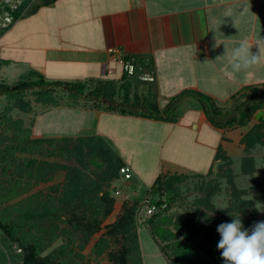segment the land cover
I'll list each match as a JSON object with an SVG mask.
<instances>
[{"label":"crops","instance_id":"crops-1","mask_svg":"<svg viewBox=\"0 0 264 264\" xmlns=\"http://www.w3.org/2000/svg\"><path fill=\"white\" fill-rule=\"evenodd\" d=\"M35 3L30 0L0 34V59L6 61L0 76L7 79L36 70L47 80L122 82L119 50L150 61L146 70L155 73L160 110L188 89L230 108L249 87L264 85V0H55L32 9ZM244 42L260 62L234 71L233 50ZM147 85H141L143 96ZM38 108L32 113L34 137L99 135L147 187L162 175L207 174L218 163V147L233 161L241 158V138L250 126L213 125L193 97L174 118L84 100ZM145 230L144 264H170Z\"/></svg>","mask_w":264,"mask_h":264},{"label":"trees","instance_id":"trees-1","mask_svg":"<svg viewBox=\"0 0 264 264\" xmlns=\"http://www.w3.org/2000/svg\"><path fill=\"white\" fill-rule=\"evenodd\" d=\"M29 1L26 0L20 9ZM53 1L55 0H36L32 9ZM124 57H132L134 61L140 63L144 71L150 65V61L147 62L145 57L132 56L127 53H124ZM5 62L0 59V65ZM139 73L141 70L136 69V74L133 76L124 74L122 82L115 80L63 81L47 80L38 71L29 70L13 82H0V97L12 100L29 93L35 95L44 105L57 106L63 104L60 97L56 95L60 90L65 93L68 104L78 105L84 100L103 108L116 109L121 112L130 111L157 118L166 117L169 113L174 115L170 118H174L180 112L185 100L193 97L202 105L208 120L220 128L247 126L254 114L264 109L263 85L261 88L259 86L249 87V92L241 94L244 98L236 101L230 108H225L203 92L188 89L174 95L166 107L160 110L154 102V82L140 79ZM146 83H148L146 86L148 94L143 96L140 88ZM121 90L123 91L122 97L119 95ZM18 107L24 112L32 111V107L28 104H18ZM10 110V105H7L4 110L0 109L1 137H11L1 149L0 160V169L3 174V179L0 180V234L6 238L5 245L0 248V264H79L76 257L84 256L81 250L102 229L104 231L90 247L91 254L105 255L112 264H144L138 230L140 224L136 220V199L124 201L116 219L103 224V221L114 210L115 204L112 190L110 191L106 186L113 177L119 176L120 167L125 165L119 154L99 135L34 137L32 128L25 126L23 119L12 118L9 115ZM7 133L8 135H5ZM241 142L244 145V154L240 159L241 172L252 177L256 198L264 202V176L255 175L256 157L254 155V149L257 146L264 147L263 117L258 118L249 126ZM97 154L107 165L104 169H98V174L91 169L90 165H87L89 160L83 161L92 160L91 158ZM33 156H38V159ZM215 157L219 164L220 176L226 177L228 183L234 185L232 158L222 147H218ZM55 158L77 159L79 166L74 169L80 176L77 174L74 179L66 176V181L61 186L50 185L57 195H52V200L41 202L44 208L41 212L43 218L48 217L51 212H56V218L64 224L63 230L66 236V241L59 245L57 253L42 255L43 250L56 235H48L49 237L45 238L44 234L32 232L31 227L38 228L40 224L38 225L37 217H31L28 214L29 210L26 212L24 209L29 206L23 207L21 203H18L19 206L13 210L11 206L1 208V205L4 201L28 190V186L22 184V180H25L21 178L24 172L30 177L41 178L44 181L52 180L57 168L66 167L65 164L55 163L53 161ZM50 171L51 173L48 174ZM185 176L184 174L161 176L152 185L153 194L158 191L165 192L168 200L172 201L173 198L179 196L176 180L179 181ZM216 190L215 179L210 178L201 183L198 191L202 192V196L204 193V196L196 197L199 206H204L210 212H216L210 202ZM234 193L237 194L235 200L231 201L226 208L218 211L219 215H206L205 219L210 223L214 221L221 224L231 222L233 218L239 216L244 228L251 230L252 226L256 222L263 221V218L253 217L256 209L249 211L253 201L241 199L240 195L244 193L243 190L235 189ZM56 205L61 211H56ZM14 212L17 215H14ZM22 212V215L19 214ZM164 220H169V218L162 214H154L147 222L151 236L158 243L170 264H215L210 261L211 255L209 258L202 255L200 251L192 250L187 242L179 239L177 233L161 226ZM51 223L54 228L57 227L53 222ZM187 223L195 226L198 232L210 237L216 247L220 238L216 229L200 223L192 224L190 221ZM177 225L180 223L177 222ZM113 243L118 246L116 249ZM14 244L20 248L18 252L12 249ZM213 258L220 260L216 256Z\"/></svg>","mask_w":264,"mask_h":264},{"label":"rangeland","instance_id":"rangeland-1","mask_svg":"<svg viewBox=\"0 0 264 264\" xmlns=\"http://www.w3.org/2000/svg\"><path fill=\"white\" fill-rule=\"evenodd\" d=\"M15 79H7L4 76H0V82H13ZM57 97H60V101L63 104H68L67 97L64 92L58 91L56 93ZM23 98V99H22ZM244 96H240L239 99H243ZM237 100V101H238ZM19 105H25L28 104L32 107L31 112H24L20 110L18 107ZM7 105L11 106V110L9 111V115L12 116L14 119H23L24 120V125L27 127L32 128V113H35L39 108L38 106L46 107L48 105H44L41 102L38 101V98H36L35 95L32 94H25L23 97H17L16 99L12 100H7L4 97H0V109L4 110ZM38 108V109H37ZM264 111V109H262ZM258 120V118H255L254 116L252 117L249 125L251 126L253 123H255ZM248 125V126H249ZM5 135H8L5 134ZM2 133H0V160H1V149L3 146L8 143L9 138L11 137L6 136L5 138L1 137ZM76 143V141H75ZM244 154V153H243ZM242 154V156H243ZM254 155L256 157V172L255 175L257 176H264V147L257 146L254 149ZM34 157V156H33ZM35 159H38V156L34 157ZM86 159L83 161H90L87 162V165H90L92 170H95V173L98 174L99 170L101 168H105L106 162L103 161L100 156L95 155L93 158ZM240 157L236 156L235 160L233 161L231 167L233 169V182L234 185L228 183L226 177L220 176V171H219V164L216 162L212 168L211 172L204 174L203 176H199L195 178L198 180L199 183L202 182V180H208L210 178L216 180L217 184V190L216 192L212 195V198L210 200L211 204L214 206L216 212H210L204 208V206H199L198 202H196V197H192L193 193L199 189V187H194L193 189L189 188H184L185 185H183V182L185 181V177L179 181L176 180L175 184L177 185V191L179 192V196L181 194V201L176 206L173 205V211H176V213H171V217H168L169 220H164L162 222L161 226L167 227L170 230L174 231L177 233L176 235L179 237V239L184 240L189 244L192 250H197L202 253V255H205L209 257L211 255V262L215 264H223L224 261L221 259L220 251L217 250V248L214 246L212 240L210 237H207L206 235L200 233L197 231L195 226H190L187 222L190 221L192 224L194 223H200L201 225L208 226L212 229H216L219 223L212 221L211 223L208 222L205 217L206 215H211V216H217L219 215L220 210L226 208L231 201L235 200V197L237 194L234 193L235 189L243 190L244 193L240 195L241 199H251L253 203L251 204L249 211H254L256 209L255 214L253 217L256 218H263L264 221V202L259 201L256 198V192L253 187V182H252V177L250 175H245L241 172V166H240ZM53 161L56 163L60 164H65V168L62 167V169L57 168L58 170L54 171L53 173V178L52 180L49 181H44L41 178L33 177V176H28L26 172L23 173L22 175V184L28 186V190L25 191L22 194H19L18 196H15L14 198H10L6 201L3 202L1 205V208H6L11 206L10 208H13V210L19 206L18 203H21L24 206H29V207H24V209L29 210V215L33 218L37 217L38 219V228H32L33 233H39V234H44L45 238H48V235H56L54 239H52L48 246L43 250L42 255H47L48 253H57L59 251V245L61 243H64L66 241L65 239V234H64V224L62 221H59L58 218H56V212H51L48 217H44L41 215L42 210H44L43 205L41 204L42 201L48 200V199H53L51 198L52 195H57V192L54 191V189L50 188V185H59L61 186L64 181H66V176L70 178H73L78 174L76 169H74L76 166H79L78 160L74 159H53ZM138 163L141 164V162L138 161ZM144 166V165H143ZM99 169V170H98ZM51 171L48 173L50 174ZM35 175V174H34ZM79 175V174H78ZM80 176V175H79ZM3 174L0 169V180L3 178ZM118 178V176L113 177L110 181L108 186H106L110 191L114 190V188L117 186L118 181L115 182V179ZM79 180V178H78ZM122 185L119 186V188L122 190V194L120 197L115 198V204H114V210L112 213L107 217L104 221L103 224L112 222L116 219L117 215L120 213L122 204L124 201H133L135 199V194L131 193L128 187L121 182ZM150 186V181H147V183ZM152 184V183H151ZM159 195L161 194L160 191H158ZM196 195L202 196L198 192ZM56 199V198H55ZM57 201V200H56ZM55 201V202H56ZM40 202V203H39ZM58 205H56V211H61L57 208ZM176 209V210H175ZM19 214H23L19 213ZM14 215H17V213L14 212ZM182 217V218H181ZM251 217V216H250ZM174 218V219H173ZM173 219V220H172ZM137 222L138 218L136 217ZM53 222L57 227L54 228L52 223ZM177 222L180 223V225H177ZM29 226V225H28ZM139 235H140V240L145 239L146 236H148V230H145L143 226H139ZM104 231L102 229L101 231L97 232L90 243L86 245V247L81 250V253L84 255L82 258L76 257V260L79 262V264H112L108 258L105 255L97 256L94 254H91L90 252V247L92 246L93 242L99 237V235ZM6 243V238L2 237L0 234V248L3 247ZM74 246V245H73ZM72 247V246H71ZM114 249H116L118 246L113 243ZM76 248V247H75ZM13 250L18 252V246L16 244L13 245ZM213 256L219 257L220 260L213 258ZM213 260V261H212Z\"/></svg>","mask_w":264,"mask_h":264},{"label":"built area","instance_id":"built-area-1","mask_svg":"<svg viewBox=\"0 0 264 264\" xmlns=\"http://www.w3.org/2000/svg\"><path fill=\"white\" fill-rule=\"evenodd\" d=\"M26 0H0V34L8 29L14 21L24 13L23 8L20 7L25 3ZM20 9V10H19ZM117 54V59L123 65V72L128 76H133L136 74V69L141 70V73L138 74L139 78L144 81L154 82L156 80L154 71L143 70L139 62L134 61L132 57L126 58L123 53L119 50ZM163 176V175H162ZM203 176L202 174H187L183 185L184 188L193 189L194 187H199L201 183L205 180H202L201 183L198 182L195 178ZM118 181L117 186L112 190V195L114 198L120 197L122 190L119 188L122 183H124L129 189L135 194V199L137 200V213L136 217L138 218L140 226L148 228V219L154 214H162L164 216L171 217V213H176L173 211V205L176 206L181 201L180 196L173 198L172 201H169L165 195V192H161L159 195L158 192L153 194L152 186L147 187L143 183L137 181L134 177L133 170L128 165H123L120 167L119 176L115 179V182ZM154 191V190H153ZM200 191L192 192V197H197V193ZM200 196V195H199ZM134 199V200H135ZM175 209V210H176ZM174 219V218H173ZM20 248L18 247V251Z\"/></svg>","mask_w":264,"mask_h":264},{"label":"clouds","instance_id":"clouds-1","mask_svg":"<svg viewBox=\"0 0 264 264\" xmlns=\"http://www.w3.org/2000/svg\"><path fill=\"white\" fill-rule=\"evenodd\" d=\"M232 61L233 70L240 71L258 64L260 55L253 54L244 42L233 50ZM216 231L220 237L216 247L224 264H264V221L256 222L248 230L238 216L219 224Z\"/></svg>","mask_w":264,"mask_h":264},{"label":"water","instance_id":"water-1","mask_svg":"<svg viewBox=\"0 0 264 264\" xmlns=\"http://www.w3.org/2000/svg\"><path fill=\"white\" fill-rule=\"evenodd\" d=\"M256 118H260V117H263L264 118V111L261 109L259 110L256 115H255Z\"/></svg>","mask_w":264,"mask_h":264}]
</instances>
